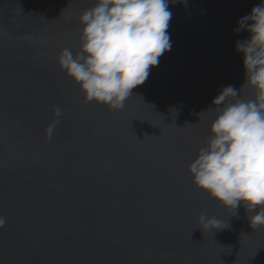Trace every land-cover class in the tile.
I'll return each mask as SVG.
<instances>
[{
  "label": "water",
  "instance_id": "obj_1",
  "mask_svg": "<svg viewBox=\"0 0 264 264\" xmlns=\"http://www.w3.org/2000/svg\"><path fill=\"white\" fill-rule=\"evenodd\" d=\"M95 3L0 0V264H264V226L187 171L214 98L244 83L235 43L249 34L234 29L262 0L170 2L171 49L121 110L85 102L57 63ZM201 214L225 228L204 229Z\"/></svg>",
  "mask_w": 264,
  "mask_h": 264
},
{
  "label": "clouds",
  "instance_id": "obj_2",
  "mask_svg": "<svg viewBox=\"0 0 264 264\" xmlns=\"http://www.w3.org/2000/svg\"><path fill=\"white\" fill-rule=\"evenodd\" d=\"M170 2L176 0H96L83 11L78 50L62 49L57 63L85 102L110 110L124 107L132 90L171 49ZM242 31L249 36L236 41L235 50L243 55L244 83L238 90L224 87L214 98L207 109L216 113L210 135L187 171L193 185L221 207L235 212L243 206L255 230L264 226V0L237 21L234 32ZM245 87L252 89L251 99L241 98ZM62 114L60 106L52 109L46 139L52 138ZM198 220L204 229L225 228L214 216L201 214ZM5 223L0 217V227Z\"/></svg>",
  "mask_w": 264,
  "mask_h": 264
}]
</instances>
